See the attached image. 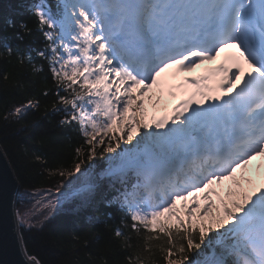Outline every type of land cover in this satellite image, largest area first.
Returning <instances> with one entry per match:
<instances>
[{"label": "snow or ice", "instance_id": "obj_1", "mask_svg": "<svg viewBox=\"0 0 264 264\" xmlns=\"http://www.w3.org/2000/svg\"><path fill=\"white\" fill-rule=\"evenodd\" d=\"M53 3L29 6L53 82L42 96L54 95L51 111L79 139L69 164L49 170L60 181L16 211L18 226L99 200L121 213L125 264H264V0ZM14 54L43 72L6 48ZM202 65L214 67L181 77ZM168 100L169 114H150ZM40 106L34 96L3 119ZM24 255L42 264L27 246Z\"/></svg>", "mask_w": 264, "mask_h": 264}, {"label": "trees", "instance_id": "obj_2", "mask_svg": "<svg viewBox=\"0 0 264 264\" xmlns=\"http://www.w3.org/2000/svg\"><path fill=\"white\" fill-rule=\"evenodd\" d=\"M33 2L0 0V147L18 181L19 195L23 193L27 197L60 181L59 176L50 177L49 170L69 164L79 139L73 129L59 124L63 117L51 111L54 95L42 96L53 82L47 61L41 60L34 51L44 48L45 39L36 30V18L29 11ZM49 3L55 11L53 0ZM22 22L32 29L31 34L22 33L19 27ZM18 34L23 35L22 40ZM7 47L14 53L30 54L33 63L44 65L43 72H33L27 58L21 64L15 54L7 56ZM5 74L9 75L8 81L4 79ZM34 96L40 100L38 109L24 110L11 122L3 119L13 106H20ZM93 163L97 164L96 171L107 167L103 161ZM35 201L23 205L32 208ZM70 209L67 203L58 205L42 226L19 227L23 246L37 254L42 264H125L120 241L114 236L121 213L99 200L85 203L76 210Z\"/></svg>", "mask_w": 264, "mask_h": 264}, {"label": "water", "instance_id": "obj_3", "mask_svg": "<svg viewBox=\"0 0 264 264\" xmlns=\"http://www.w3.org/2000/svg\"><path fill=\"white\" fill-rule=\"evenodd\" d=\"M19 185L0 147V264H28L16 217Z\"/></svg>", "mask_w": 264, "mask_h": 264}, {"label": "rangeland", "instance_id": "obj_4", "mask_svg": "<svg viewBox=\"0 0 264 264\" xmlns=\"http://www.w3.org/2000/svg\"><path fill=\"white\" fill-rule=\"evenodd\" d=\"M167 103H169V112H170V108H171V105L175 104L176 101H172V100H168ZM149 112L150 114H154L156 115L157 117H160V116H163V115H166L165 111L163 110H154L152 109L150 106H149ZM168 114V113H167ZM263 171V170H262ZM251 175H254V181H258L259 179V176L256 174V171L253 169V171L250 173ZM261 174V173H260ZM37 199V196H30V197H27L26 194H21V195H18L17 197V201H16V206H17V203L18 205L20 204V207H18L19 210L21 211H26L28 209H31L29 208L28 206L26 205H23L24 202H27V201H35ZM15 206V207H16ZM16 208V211L18 210Z\"/></svg>", "mask_w": 264, "mask_h": 264}]
</instances>
